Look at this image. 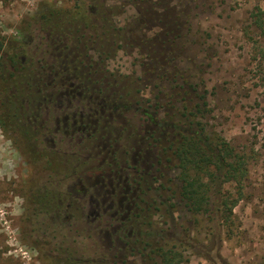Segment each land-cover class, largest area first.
I'll list each match as a JSON object with an SVG mask.
<instances>
[{
  "label": "rangeland",
  "instance_id": "rangeland-1",
  "mask_svg": "<svg viewBox=\"0 0 264 264\" xmlns=\"http://www.w3.org/2000/svg\"><path fill=\"white\" fill-rule=\"evenodd\" d=\"M174 2L168 5L172 8ZM180 2L177 19L170 22L172 31L155 27L141 3L107 0L114 11L125 10L112 15L113 25L123 28L120 39L116 32L103 33L101 23L95 22V30L83 29L57 40L54 34L72 28L75 19L92 16L69 13L72 0H0V264H159V247L176 253L172 264H264V36L252 23V14L257 8L264 10V1ZM48 10L52 13L47 14ZM42 13L58 25L48 39L43 19L36 21ZM169 15L173 19V9ZM58 43L65 46L62 53L70 51L68 58L80 51L86 62L98 56L103 60L91 73L105 78L108 88H116L128 104L113 123L122 129L119 142L124 147L131 141L128 131L143 127L141 109L167 127L165 140L170 144L162 160L170 175L162 173L159 178L161 186L155 191L160 198L149 196L155 201L148 215L136 218L145 233L143 249L136 242V250L114 251L101 235H86L76 220L53 233L51 226L37 222L34 209L43 195L24 187L23 141L6 133L9 123H18L13 119L18 96L10 92H35L37 67L53 62ZM118 43L119 47L108 50ZM151 44L155 65L145 51ZM10 56L18 60L16 69L9 63ZM201 127L220 136L244 159L245 175L221 188L228 199L239 196L231 208L230 225L222 229L212 213L209 219L193 215L177 203L178 159L173 151ZM82 161L73 155L69 164L77 169ZM58 166L61 171L62 163ZM29 194L26 208L24 197Z\"/></svg>",
  "mask_w": 264,
  "mask_h": 264
},
{
  "label": "flooded vegetation",
  "instance_id": "flooded-vegetation-1",
  "mask_svg": "<svg viewBox=\"0 0 264 264\" xmlns=\"http://www.w3.org/2000/svg\"><path fill=\"white\" fill-rule=\"evenodd\" d=\"M152 46L145 51L151 55L150 64L155 65ZM64 48L58 43L53 62L37 67L34 93L10 92V96H18L14 99L17 113L13 111L18 123H9L5 130L23 141L24 187L43 195L34 209L37 222L41 227L43 223L46 228L51 226L53 233L59 226L69 228L76 220L86 235H101L114 251L123 254L138 246L143 249L141 236L145 233L136 218L148 215L154 198H160L155 191L161 186L159 178L162 173L170 175L162 160L170 144L165 140L167 127L141 109L143 127L128 131L131 141L124 147L119 142L122 129L113 123L128 104L116 88H108L105 78H95L91 73V68L103 60L98 56L86 62L80 51L68 58L70 51L62 53ZM6 101L4 107L8 109ZM73 155L83 160L81 166L77 162V169L69 164ZM32 175L34 181H30ZM151 194L155 197L150 198ZM29 196L24 197L26 208ZM40 231L45 234L44 229ZM136 242L140 245L135 247Z\"/></svg>",
  "mask_w": 264,
  "mask_h": 264
},
{
  "label": "trees",
  "instance_id": "trees-1",
  "mask_svg": "<svg viewBox=\"0 0 264 264\" xmlns=\"http://www.w3.org/2000/svg\"><path fill=\"white\" fill-rule=\"evenodd\" d=\"M72 1V6L67 10L69 13L79 14L83 12L87 15H91L92 18L84 17L83 19H75L74 22H76V24L72 28L59 30L61 35L58 33L54 34L57 36L58 40L60 37L72 33L76 34L83 29L95 30V22L101 23V27L103 28L101 31H104L103 33L113 31L117 33V39L121 38V35L118 33L120 30H123V28L113 25L112 15L125 11L123 8H117V10L114 11L115 8L113 7L115 6L107 4V0ZM128 1L131 3L132 1H136L143 4L145 6L144 12L149 13V18L151 21H154L155 27H167L168 30L172 31L170 22L171 20L177 19V15L180 11L176 6L181 5L180 0H173L175 1V5H173L172 8L168 5L170 0ZM172 9L174 11L173 19H171L169 15ZM46 13L49 14L52 13V11L48 10ZM252 16L253 25L259 30L260 34L264 36V10L257 8ZM70 17L72 18L73 16ZM42 19L45 27H47L46 31H48V34H50L52 28L58 26L56 22H50V18L44 13L40 14V16L36 18V21ZM115 45L116 46L108 47V50L120 46L119 43ZM2 46L3 39L0 38V50ZM89 47L91 46L87 48ZM8 59L13 68L16 69L14 66L18 60H15L13 56H10ZM174 153L178 159L176 165V179L179 182L177 188L179 200L177 203L181 204L193 215L200 214V216L209 219L208 215L212 213L213 216H216L215 218L218 220L221 229L223 225H230L231 208L235 205L239 196H236L232 200L228 199L226 196H223L221 188L226 182H239L240 177L245 175L243 156L237 152H233L232 148L220 136L214 133L210 134L204 132L203 127L200 128V131H194L191 135L184 137L176 146ZM214 207H216L215 211L213 209ZM221 229L219 231L220 233ZM157 253L160 260L159 264H172V259L174 258L172 256L176 255V253H172L168 247H159Z\"/></svg>",
  "mask_w": 264,
  "mask_h": 264
}]
</instances>
